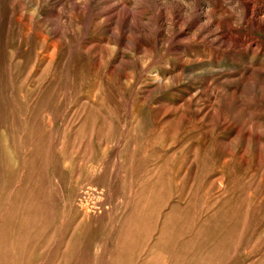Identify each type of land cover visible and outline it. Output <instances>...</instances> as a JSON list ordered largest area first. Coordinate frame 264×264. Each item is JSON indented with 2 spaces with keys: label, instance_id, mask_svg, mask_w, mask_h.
Segmentation results:
<instances>
[{
  "label": "rangeland",
  "instance_id": "1",
  "mask_svg": "<svg viewBox=\"0 0 264 264\" xmlns=\"http://www.w3.org/2000/svg\"><path fill=\"white\" fill-rule=\"evenodd\" d=\"M262 1L0 0V264H264Z\"/></svg>",
  "mask_w": 264,
  "mask_h": 264
},
{
  "label": "bare ground",
  "instance_id": "2",
  "mask_svg": "<svg viewBox=\"0 0 264 264\" xmlns=\"http://www.w3.org/2000/svg\"><path fill=\"white\" fill-rule=\"evenodd\" d=\"M253 3V2H252ZM261 4H262V6H261ZM260 4V6L259 7H257L256 8V6L255 7H253L252 9H248V17L250 18V19H258L257 21H258V26L264 31V17H259V13H261V11L264 9V2L262 1V3ZM256 21V20H255ZM256 23V22H255ZM228 36H230V35H228ZM225 37V36H224ZM249 37V36H248ZM248 37H243L242 35H240V34H233V40L235 41V46H237V47H242L243 45H245V44H247L248 42H251L252 43V41L251 40H253L252 38H254V37H252L251 39L250 38H248ZM227 38V37H226ZM225 41V40H224ZM229 41V40H228ZM231 41H232V39H231ZM233 43V42H232ZM257 44H258V42H257ZM249 45V44H248ZM226 47V46H225ZM229 48V47H228ZM231 48V47H230ZM250 48V47H249ZM217 49V48H216ZM233 49V48H232ZM232 49H230V50H232ZM237 49V48H236ZM214 50V49H213ZM234 51H235V49H234ZM249 51H250V49H249ZM217 52V51H216ZM219 52H221L222 54H227V49L226 50H219ZM232 52V51H231ZM236 52V51H235ZM229 53V52H228ZM232 53H234V52H232ZM237 53V52H236ZM255 70L256 71H258V73H255ZM252 72H254L255 74H257L258 75V77H261V80H263L264 81V64H262L261 66H259V68H257V69H252V71L250 72V73H252ZM253 73V75L252 76H254L255 74ZM254 79V78H253Z\"/></svg>",
  "mask_w": 264,
  "mask_h": 264
}]
</instances>
